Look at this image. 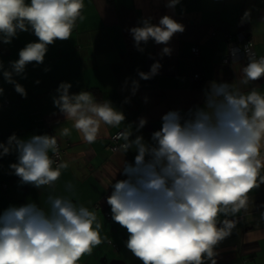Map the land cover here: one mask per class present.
Wrapping results in <instances>:
<instances>
[{
  "label": "clouds",
  "instance_id": "clouds-1",
  "mask_svg": "<svg viewBox=\"0 0 264 264\" xmlns=\"http://www.w3.org/2000/svg\"><path fill=\"white\" fill-rule=\"evenodd\" d=\"M180 2L165 0V7L174 11ZM84 7L85 0H0V42L10 44L21 31L33 33L39 41L19 51V59L10 62L11 70L0 62L5 82L22 97L27 98V91L14 76L27 79V66L43 64L49 45L71 39L84 18ZM249 17L245 11L241 22ZM128 31L140 53L145 52L141 45L150 41L165 45L163 59L172 55L167 45L185 26L170 15L162 16L158 24L149 16ZM244 52L247 64L238 84L210 82L202 106L163 115L162 127L152 133L150 143L142 135L131 139L133 133L121 134L124 143L119 150L125 154L134 150L136 155L134 163L123 162L119 173L126 179L110 183L107 204L111 219L129 234L127 249L143 264H217L214 249L236 227V221L227 217L246 209L249 193L264 184V92L241 87L264 78V56L257 58L247 48ZM161 68L156 62L149 72L137 69V74L147 81ZM129 80L135 96L139 80ZM71 88L62 82L52 99L85 143H94L102 130L126 120L111 101L98 100L90 91L71 94ZM130 102V97L124 101ZM147 123L139 118L136 132ZM61 134L68 136L70 129L62 127ZM56 150V136L21 139L13 134L6 144L0 143V158L15 152L17 162L9 167L21 185L54 190L68 167L49 155ZM46 205L29 200L0 214V264H77L101 244L102 224L94 210L54 194L48 195Z\"/></svg>",
  "mask_w": 264,
  "mask_h": 264
},
{
  "label": "crops",
  "instance_id": "crops-1",
  "mask_svg": "<svg viewBox=\"0 0 264 264\" xmlns=\"http://www.w3.org/2000/svg\"><path fill=\"white\" fill-rule=\"evenodd\" d=\"M245 11L250 12V17L242 23ZM82 15L84 18L77 22L71 39L49 45L43 64L33 62L27 66V79L14 76L26 89L27 98L5 82L0 72V87L4 89L0 103L9 101L6 107L0 106V143L6 144L13 134L21 139L32 135L56 136L63 148V162L68 164L54 190H38L21 185L10 169V164L17 162L15 152L0 158V214L10 205L20 206L29 200L46 208L49 194L69 197L94 210L102 224L101 244L84 254L77 264H143L127 249L129 234L111 219L107 204L112 191L110 183L126 179L119 172L125 160L134 163L136 152L109 150L110 138L123 131L133 133L131 139L142 135L150 143L152 133L162 127L163 115L169 111L186 113L202 106L210 82L238 84L247 59L224 62L228 55L226 35L252 39L257 54L264 56V0H181L174 11L165 7V0H85ZM164 15L185 26V31L177 33L167 45L173 49L172 55L161 59L165 45H156L154 41L141 45L144 53L137 51L128 29L149 16L158 24ZM30 42L39 41L33 33L22 31L10 44L0 42V62L5 70H11L10 62L18 60L19 51ZM195 45L200 48L199 56L191 52ZM156 62L162 65L159 74L147 81L140 79L137 69L147 73ZM198 73L201 80L193 82L191 78ZM129 78L139 80L135 96ZM62 82L72 84L71 94L90 91L98 100L111 101L124 112L126 120L118 127L102 130L94 143H85L54 106L52 98L58 95L56 90ZM241 87L243 91L258 87L264 92V78ZM129 97L131 102L124 103ZM141 117L148 123L136 132ZM62 127L70 129L68 136L61 134ZM227 218L236 219V227L214 249L218 253L217 264H264V184L249 193L246 209Z\"/></svg>",
  "mask_w": 264,
  "mask_h": 264
},
{
  "label": "built area",
  "instance_id": "built-area-1",
  "mask_svg": "<svg viewBox=\"0 0 264 264\" xmlns=\"http://www.w3.org/2000/svg\"><path fill=\"white\" fill-rule=\"evenodd\" d=\"M226 38L228 41V55L223 59L224 62L227 63V62H230V61H233L236 59L232 55L233 51L237 52V54H238L237 58H246L247 59L245 52H244V49H246V48L249 49L251 52H253L257 56V58L260 57V55H258L256 52L255 43L252 39L244 38L243 35H237L236 39H234L231 34H227ZM239 42L241 43V45L239 44ZM191 52L195 56H199L200 48L195 45L191 48ZM201 78H202V75L198 73V74H195L191 78V80L193 82H196V81L201 80ZM7 105H9V101H4V102L0 103V106H3V107H6ZM122 133H123V131H119L110 138L109 145H108L109 150H111L113 152L119 151L121 144L124 143L123 139H121ZM62 156H63V148L61 147L60 143L57 141V150L55 153H53V152L51 153V157L56 159L57 162H63ZM4 187H6V184H4ZM106 216L109 218L110 214L106 213ZM233 220H236V219H233Z\"/></svg>",
  "mask_w": 264,
  "mask_h": 264
}]
</instances>
